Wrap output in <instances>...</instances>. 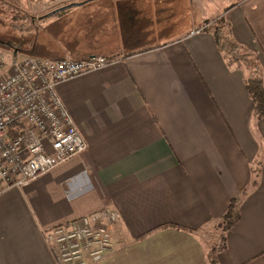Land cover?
<instances>
[{
    "label": "crops",
    "instance_id": "0c3cea01",
    "mask_svg": "<svg viewBox=\"0 0 264 264\" xmlns=\"http://www.w3.org/2000/svg\"><path fill=\"white\" fill-rule=\"evenodd\" d=\"M16 1L26 20L0 39L10 60L111 63L57 87L87 151L0 195V264H57L43 231L102 209L120 219L114 250L96 264H212L217 224L259 158V186L217 264H264V119L253 121L246 69L229 68L201 31L209 14L195 12L181 33L168 32L166 19L182 0ZM75 3L83 4L52 14ZM222 15L264 81V0H240Z\"/></svg>",
    "mask_w": 264,
    "mask_h": 264
},
{
    "label": "built area",
    "instance_id": "2783aa9c",
    "mask_svg": "<svg viewBox=\"0 0 264 264\" xmlns=\"http://www.w3.org/2000/svg\"><path fill=\"white\" fill-rule=\"evenodd\" d=\"M0 55V67L5 68ZM111 61L13 58L0 75V195L25 187L83 155L87 142L58 95L57 87L97 72ZM120 216L102 209L43 231L57 264H96L115 248L112 228Z\"/></svg>",
    "mask_w": 264,
    "mask_h": 264
},
{
    "label": "trees",
    "instance_id": "16d2710c",
    "mask_svg": "<svg viewBox=\"0 0 264 264\" xmlns=\"http://www.w3.org/2000/svg\"><path fill=\"white\" fill-rule=\"evenodd\" d=\"M203 30L211 33L215 37L217 46L224 56V59L231 69H246V87L249 96L254 103L253 121L259 122L264 119V81L261 73V67L253 54L246 51L233 38L232 30L229 23L224 17L217 18L213 23L208 24ZM254 59L252 68L246 67L248 61ZM249 70V71H248ZM262 159L259 158L252 169L251 185L243 195L238 199L231 200L225 216H223L216 227L218 238L216 244L211 245L209 260L212 264H217V256L227 247L226 236L229 230L236 226L240 219L241 204L244 199L259 186Z\"/></svg>",
    "mask_w": 264,
    "mask_h": 264
},
{
    "label": "rangeland",
    "instance_id": "374dc122",
    "mask_svg": "<svg viewBox=\"0 0 264 264\" xmlns=\"http://www.w3.org/2000/svg\"><path fill=\"white\" fill-rule=\"evenodd\" d=\"M77 1H82V0H77ZM186 1H190L191 4L188 5L187 2H185V0H182L181 4L183 3V8L181 10L179 9L176 10L177 15H173L172 18L166 19V24L170 23L167 26L168 32H170L169 28H171V31L174 32H178L179 31L178 28L181 30V33L185 32L191 26L192 19L194 20L200 16V12L206 13V16L209 14L208 21L205 22L206 23L205 25H207V23L211 24L215 21L214 19L223 16L222 14L224 13V10L226 12V8L228 6H231L232 4H235L240 0H197L198 1L197 7H199L200 11L195 9L196 0H186ZM178 2L180 3V0H178ZM16 3H17L16 0H0V39L1 40H7L9 37H12L14 35L15 24L17 25L18 23L21 22L24 23L26 20L24 19L22 21H18V19H21L22 14L16 11V8H18V4ZM65 3L66 4L69 3V0H66ZM195 12L198 13L199 16H197ZM22 16L23 18H25L24 17L25 15ZM27 22L28 23L23 25L25 26L30 25V20ZM205 25L201 29V31H203L207 27ZM1 54H3L6 59L5 60L6 67L5 68L0 67V75H3L6 74V72L9 70L11 54H9L5 49L0 48V55ZM254 63H255L254 59L251 61L249 60L248 63L245 64V66L246 67L250 66L252 68V65H254ZM245 73L247 75L248 72L245 70Z\"/></svg>",
    "mask_w": 264,
    "mask_h": 264
},
{
    "label": "water",
    "instance_id": "95a60500",
    "mask_svg": "<svg viewBox=\"0 0 264 264\" xmlns=\"http://www.w3.org/2000/svg\"><path fill=\"white\" fill-rule=\"evenodd\" d=\"M81 4H83V3H80V4H79V3H75V4H71V5H68V6L62 7V8H60V9L54 11L52 14H56L57 12H60V11H63V10H66V9H69V8H71V7H74V6H77V5H81Z\"/></svg>",
    "mask_w": 264,
    "mask_h": 264
}]
</instances>
